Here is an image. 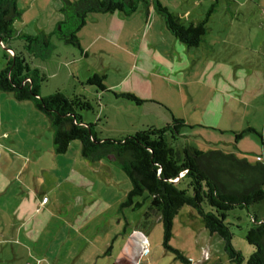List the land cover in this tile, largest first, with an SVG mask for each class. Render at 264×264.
Returning <instances> with one entry per match:
<instances>
[{"label": "crops", "instance_id": "obj_1", "mask_svg": "<svg viewBox=\"0 0 264 264\" xmlns=\"http://www.w3.org/2000/svg\"><path fill=\"white\" fill-rule=\"evenodd\" d=\"M158 1L186 26L206 21L202 41L197 47H186L152 7L148 13L139 8L128 16L116 12L91 15L77 33L78 52L65 48L71 60L56 62L60 70L64 65L71 67L65 96L87 98V94L98 99L94 116L80 115L82 122L96 124L99 138L130 136L149 127L161 129L173 119H181L190 126L183 129L212 128L222 134L249 128L263 135L264 142V126L253 125L247 115L249 109L257 114L264 108V75L263 81H257L258 90L246 88L249 73L239 70V64L249 59L244 52L248 44L233 37L236 32L249 33L252 27L264 29V21H260L261 15L264 19V0ZM60 7L56 3L51 7L54 18L49 31L60 22L56 15ZM48 30L43 26L41 32ZM55 48L52 44L42 60L50 59ZM93 76L101 78L104 90L87 84ZM122 93L133 94L141 102L118 97ZM48 94L40 87L41 97ZM11 97L6 98L8 107L0 106V264H134L146 242L141 232L133 230L124 238V231L111 229L109 241L101 230L110 222L88 216L96 202L80 208L73 203L76 193L67 201L56 193L63 184H80L83 169L91 162L80 154L61 171L64 165L60 163L67 158L52 155L48 118L32 102H14ZM18 108L26 110L27 118L13 127L10 112ZM111 111L115 114L113 127ZM21 129L34 131L32 146L27 149L17 138ZM180 135L185 136L181 131ZM43 136L46 151L38 148ZM246 141L259 150L252 138ZM206 143L220 146L215 136ZM115 241L120 242L116 255Z\"/></svg>", "mask_w": 264, "mask_h": 264}, {"label": "trees", "instance_id": "obj_2", "mask_svg": "<svg viewBox=\"0 0 264 264\" xmlns=\"http://www.w3.org/2000/svg\"><path fill=\"white\" fill-rule=\"evenodd\" d=\"M61 1L63 5L59 11L66 19L58 23V31L49 35L18 36L13 28L21 16L17 0H0V44L12 53L6 52V63L0 70V92L10 94L17 102H32L48 118L54 155L65 154L70 143L78 141L80 154L85 160L91 163L116 162L130 182L121 207L138 208L140 203L135 199L146 194L149 204L143 221L149 224L153 217L159 218L165 248H169L167 242L174 217L187 206L197 213L210 234L221 238L232 264H264V216L249 211L250 207L264 202V142L260 134L249 128L233 133L235 141L249 133L258 136L262 148L254 164L214 145L203 152L186 143L180 144V131L190 127L181 119H173L161 129L149 127L130 136L99 138L96 124H84L77 113L92 110V102L81 95L67 97L60 91L40 97L39 89L46 77L38 70L30 69L22 52L8 47L17 35L18 39H24L26 50L45 59L51 50V36L54 34L65 44L79 48L77 33L91 15L116 12L128 16L139 8L148 13L152 7L163 19L167 30L186 47L193 48L206 33V21L186 26L158 0ZM87 84L104 90L100 77H91ZM118 97L136 104L141 102L130 93ZM234 210H246L251 220L245 239L254 252L246 262L234 249L231 224L225 222L229 212ZM178 257L189 264L186 259Z\"/></svg>", "mask_w": 264, "mask_h": 264}, {"label": "rangeland", "instance_id": "obj_3", "mask_svg": "<svg viewBox=\"0 0 264 264\" xmlns=\"http://www.w3.org/2000/svg\"><path fill=\"white\" fill-rule=\"evenodd\" d=\"M55 3L59 6L63 5L61 0H17V6L21 11V16L13 24L16 34L18 36H36L42 33L41 29L43 26H45L47 30L51 29L52 26L50 22L54 17L50 15V12L52 9L51 7H54ZM221 12L220 10V13ZM56 15L59 17L60 22L66 19L63 12L58 11ZM88 18H90V16ZM219 19H222V16H220ZM260 21H264L262 15ZM58 29L59 25L57 24L55 30H48V32H44V34H52L58 31ZM17 35L10 41L8 47L22 52L30 69H39V72L46 77V82L41 86L42 91H47V93H50L48 95H51L55 92V90H53L54 88L60 87V92L65 93L63 91H67V81L70 77L71 70L69 69L71 67L64 65L62 70H60L57 68L56 62H59V60L60 62L71 60V54L66 50L67 48L76 53L78 49L72 45H64L65 43L54 34L51 36V43L56 46L55 52L52 53L51 51L52 55L50 59L42 60L39 57H35L31 51L26 50L24 48V39H18ZM233 37H235L236 42L244 43L245 46L248 44L246 46L248 50L245 49L244 52L249 59L246 64L240 62L239 65L241 66L239 70H243L246 74L249 73L247 75L248 81L246 82V88L250 91H255V89L258 90L257 81L259 78L263 81L264 75V29L252 27L249 33L241 34L236 32ZM6 52H8L9 55L12 54L9 50H5L4 46L0 44V70L4 68L6 63ZM263 86L264 85L261 84L262 90ZM261 92V100L263 101L262 96L264 90ZM85 95L87 99L92 102L93 109L88 111H77V113L85 117L94 116L95 112L98 110L96 107L98 99L87 94ZM9 96L11 97V95L7 93L0 92V106L2 108L8 107L6 98ZM12 100L17 102L13 98ZM262 108L263 107H261V110L257 114H254L250 109L248 110L249 112H247L250 121L257 127L264 126V113L262 112ZM240 111L242 112L244 110L241 109ZM109 116L110 126H112L111 123L114 122L115 116L114 112L111 111ZM26 118V110L18 108L10 112L9 122L12 123L13 127L21 126V123H24ZM45 120L47 119L45 118ZM181 133L185 136L179 137L178 142L180 144L186 143L203 152H207L211 149L210 144L206 143V139L215 136V140L217 141L218 139L220 141V146L216 144V146H218L217 148L220 147V149L226 153H233L237 158L246 159L250 164L256 163V158L261 153V142L255 133H249L239 141H235L232 132L221 134L218 130L214 131L212 128H187L182 129ZM261 136L263 137V135ZM17 138L20 140V144L25 145V149H27L28 146H32L30 139H34V131H23L21 129L17 134ZM246 138H252L257 146L260 147L259 150H256V145L254 146V144L247 142ZM42 139V142L38 144V148L41 150L43 149L42 151H46V136H43ZM49 145L52 148V139ZM75 157L80 158V144L78 141L71 142L67 152L61 155L60 158H67L65 163H60L64 165L61 171L67 170V166L74 163L73 159ZM91 164L79 170H84L82 174L83 181L80 182V184H74L73 182H71L70 185L63 184L56 193L61 199L63 197L66 201L71 199L72 194L76 193V199L73 203L80 208L90 201L96 202L93 210L88 212V216L96 215L110 222V225L105 226L104 230H101L102 234L106 233L109 241L112 239L110 236L113 230L124 231V238H129L133 230L141 232L146 242L143 246L144 251L140 252L134 264H186L178 255L186 259L189 264H232L224 251V244L221 238L215 234H210L203 227L202 221L197 213L187 206L182 207L174 217L172 221L171 237L167 242L169 248H165L163 230L159 218L153 217L149 224H145L143 221V215L149 204L146 194L135 199V202L140 203L138 208L121 207V203L124 202L126 194L130 189V182L121 171L118 164L105 160L100 163ZM87 169H89L88 172ZM76 170H78V168H76ZM61 171L60 173H62ZM100 210H103V212L97 214ZM249 211L251 213L257 212V214L262 217V215H264V202L250 207ZM62 212L65 213L64 210H62ZM72 215V208H70L69 216ZM250 221L249 214L246 210H234L229 212L225 220L226 223L231 224L230 229L233 236L232 245L236 251L241 253L244 262H246L254 252V248L250 246L245 239ZM119 243V241L114 242V255L117 253ZM115 259L116 258H114V260Z\"/></svg>", "mask_w": 264, "mask_h": 264}, {"label": "built area", "instance_id": "obj_4", "mask_svg": "<svg viewBox=\"0 0 264 264\" xmlns=\"http://www.w3.org/2000/svg\"><path fill=\"white\" fill-rule=\"evenodd\" d=\"M144 250V249H143Z\"/></svg>", "mask_w": 264, "mask_h": 264}]
</instances>
